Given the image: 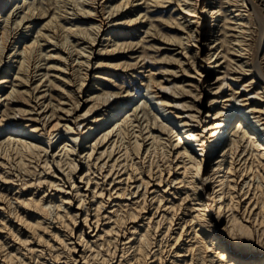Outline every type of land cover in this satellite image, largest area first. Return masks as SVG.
I'll list each match as a JSON object with an SVG mask.
<instances>
[{
	"label": "bare ground",
	"instance_id": "bare-ground-1",
	"mask_svg": "<svg viewBox=\"0 0 264 264\" xmlns=\"http://www.w3.org/2000/svg\"><path fill=\"white\" fill-rule=\"evenodd\" d=\"M56 1L0 0V264H264L263 0Z\"/></svg>",
	"mask_w": 264,
	"mask_h": 264
},
{
	"label": "rangeland",
	"instance_id": "rangeland-1",
	"mask_svg": "<svg viewBox=\"0 0 264 264\" xmlns=\"http://www.w3.org/2000/svg\"><path fill=\"white\" fill-rule=\"evenodd\" d=\"M41 2H42V5H43V8L44 9H48L49 10V12H50V10H51V12H53V11H55V10H59L58 8H56V7H58V5H59V3L56 1V0H41ZM263 3H264V0H263ZM151 5V6H148L147 7V5ZM166 4H168V3H166ZM68 6H70V4L68 5ZM160 6H161V4H160ZM154 7H155V9H157V7H159V5H154V3H152V2H150V0H148L147 2H145V3H143V4H141V6H140V10L141 11H151L152 9H154ZM168 8H170V7H161V8H159V9H168ZM38 9H39V7H38ZM158 9V10H159ZM147 17V19L148 20H153V19H159V17L158 16H149V15H147L146 16ZM151 17H154V18H151ZM48 18H45L44 20H47ZM80 21H87V20H80ZM148 26L150 27V23L148 22L147 24H146V27L145 26H143L142 28H148ZM153 28V27H152ZM152 30V29H151ZM151 30H150V32H148V36H146L145 37V40L147 41V44H146V47H147V49L148 48H150V49H152V50H150L148 53H149V55L150 56H152L153 58H158L159 60H162L161 58L162 57H164V55L165 54H174V52H175V50L174 51H166L165 52V50H169V44H164V45H159L158 43H156L157 41L155 40V38H154V35H150L151 34ZM139 33V32H138ZM145 34V32L143 33H141L140 35H144ZM146 35V34H145ZM140 38V37H139ZM153 44V45H152ZM263 44V43H262ZM139 45H141V44H138L137 46H135V49L134 50H136L137 49V51H135L136 52V54H139V53H141V48L142 47H139ZM158 46L161 48L160 50H157L158 49ZM129 54H131L130 52H127V55H129ZM148 55V56H149ZM149 56V57H150ZM264 61V60H263ZM142 63V62H141ZM140 63V64H141ZM99 69H102V68H99ZM135 70H140V68H138V67H136L135 68ZM40 73L42 72V71H39ZM137 72V71H136ZM128 74H130V76H132L133 77V72H132V70H130L129 71V73ZM42 74H40L39 75V77L41 76ZM52 78V77H51ZM51 78H48L45 82H44V86H42V87H40L39 89H37V90H35L36 92L38 91V95L39 94H41V100L39 101V103H45V102H49L50 103V107H52L51 105H55V104H58V102H59V97L56 95V92L54 91L55 89L56 90H58L59 91V85H54V87H50L49 88V86H50V80L49 79H51ZM115 79V80H114ZM125 80H127V79H125L123 76H121V75H115L114 74V76H113V79H110V80H108V83H106V84H103V85H101L100 87H103L104 85H106L104 88H107V89H109V87H107L108 86V84L110 83V85H111V83H114V84H116V86L117 87H119V89H121L124 85H126L127 84V81H125ZM139 81V80H138ZM187 81H185L184 83H186ZM94 82L92 81L91 82V84H93ZM9 82H5L3 85H4V87H8L9 86ZM5 85H7V86H5ZM235 85H237V84H235ZM53 86V85H52ZM96 86L95 85H90L89 86V88H91V90L92 91H101V88L100 89H98V90H94V88H95ZM48 89L49 90H53V91H51L50 92V95L48 94ZM139 95L140 94H135V96H133L132 98H131V100L132 101H137V100H139L140 99V97H139ZM85 98V97H84ZM63 100H66V99H61L60 101L62 102ZM9 101H11L12 102V99H10ZM68 103V102H67ZM137 103H139V102H137ZM49 107V106H48ZM47 107V108H48ZM127 107H129V106H126V108L125 109H127ZM1 108V107H0ZM104 109V108H103ZM103 109L102 110H99V113L101 112V111H103ZM57 113H56V115H58V114H60L61 116H62V121L63 122H65L66 120V118H67V114H65L63 111H61L60 109H57ZM50 112H51V109H49V111H47V114L49 113L50 114ZM60 112V113H59ZM82 112H83V110H82ZM18 116V115H17ZM84 117V116H83ZM101 124V123H100ZM100 124H98V125H94L93 126V129L94 128H96L97 130L93 133V135H91L90 136V138H92V137H94V138H96V137H98L99 135H101L102 134V132H104L105 130H107L108 128V125L109 124H111V122H109V124L108 123H104L103 125H100ZM113 124V123H112ZM111 124V125H112ZM201 129H202V127H200ZM90 138H88V139H90ZM61 138L60 137H55V138H53V142H54V144H57L58 143V141L60 140ZM206 139H209V137L208 138H206ZM211 139V138H210Z\"/></svg>",
	"mask_w": 264,
	"mask_h": 264
}]
</instances>
